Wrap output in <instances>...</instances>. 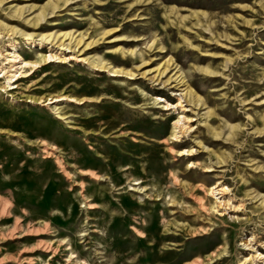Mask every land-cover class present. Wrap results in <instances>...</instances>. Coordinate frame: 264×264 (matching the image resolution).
<instances>
[{
  "label": "rangeland",
  "instance_id": "374dc122",
  "mask_svg": "<svg viewBox=\"0 0 264 264\" xmlns=\"http://www.w3.org/2000/svg\"><path fill=\"white\" fill-rule=\"evenodd\" d=\"M263 257L264 0H0V264Z\"/></svg>",
  "mask_w": 264,
  "mask_h": 264
},
{
  "label": "bare ground",
  "instance_id": "6f19581e",
  "mask_svg": "<svg viewBox=\"0 0 264 264\" xmlns=\"http://www.w3.org/2000/svg\"><path fill=\"white\" fill-rule=\"evenodd\" d=\"M35 42H36L35 40L30 39L29 44L30 45L36 44ZM38 44L42 45L41 42H39ZM8 56L10 57L9 58V62L13 63L11 65V67L16 64L15 65L16 66L15 67L16 72L13 73L9 77L10 80H12L14 77L21 76L23 73H25V70H24L25 68H36L39 65L40 61L47 62V61H51L53 59H58V60L65 59L64 55L62 54V52H60V53L51 52L49 54L42 55L40 61L39 60L38 61L37 60H27L24 57H22L16 50H14ZM105 67H104V69L105 70L107 69L109 72H111V74H117L118 73L116 69H113V68H110V67L109 68H105ZM59 100L73 101V102H79L80 103V102L87 101L89 99L76 98L74 96L64 95V96H61V97H57L55 99L51 98L48 103L50 104V103H53V102H57ZM176 106H182V103L179 102V103L176 104ZM168 107H171V105L169 103L166 104V108H168ZM186 119H187L186 116H180L177 120L174 121L173 130H172L171 135H170L172 140H179L181 135L183 133H185L189 129V127L187 126V124H188L187 122L188 121ZM182 153L183 154L184 153L190 154V150H183ZM226 190H227V188H225V187H221L220 188V187H218V185H216V186H213V187L210 188V193L213 194V195H216V194L223 193ZM218 202H219V204L222 203V201H219V200H218ZM253 251L256 252V255H252L250 258H247L245 260V262L251 263L253 258L255 259V257H260L261 256V254L258 253L257 250H255L254 248H253ZM263 259H264V257H263Z\"/></svg>",
  "mask_w": 264,
  "mask_h": 264
}]
</instances>
